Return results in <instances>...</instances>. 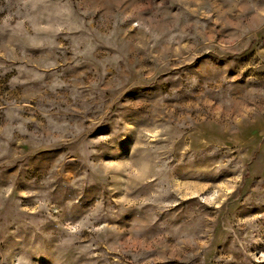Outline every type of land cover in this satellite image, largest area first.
<instances>
[{
    "label": "rangeland",
    "instance_id": "rangeland-1",
    "mask_svg": "<svg viewBox=\"0 0 264 264\" xmlns=\"http://www.w3.org/2000/svg\"><path fill=\"white\" fill-rule=\"evenodd\" d=\"M0 264H264V0H0Z\"/></svg>",
    "mask_w": 264,
    "mask_h": 264
}]
</instances>
